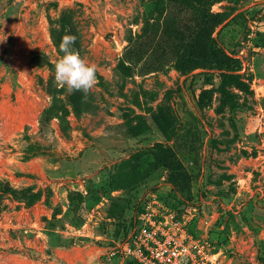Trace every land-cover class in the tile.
<instances>
[{
	"label": "rangeland",
	"instance_id": "rangeland-1",
	"mask_svg": "<svg viewBox=\"0 0 264 264\" xmlns=\"http://www.w3.org/2000/svg\"><path fill=\"white\" fill-rule=\"evenodd\" d=\"M65 34L87 97L55 84ZM154 197L264 264V0H0V264H135Z\"/></svg>",
	"mask_w": 264,
	"mask_h": 264
},
{
	"label": "built area",
	"instance_id": "built-area-1",
	"mask_svg": "<svg viewBox=\"0 0 264 264\" xmlns=\"http://www.w3.org/2000/svg\"><path fill=\"white\" fill-rule=\"evenodd\" d=\"M195 215L192 211L179 214L154 197L138 216L122 254L135 264H219L191 231Z\"/></svg>",
	"mask_w": 264,
	"mask_h": 264
},
{
	"label": "clouds",
	"instance_id": "clouds-1",
	"mask_svg": "<svg viewBox=\"0 0 264 264\" xmlns=\"http://www.w3.org/2000/svg\"><path fill=\"white\" fill-rule=\"evenodd\" d=\"M76 39L77 37L72 34H65L61 38L59 49L63 56L54 65V80L57 86L67 87L69 91L82 92L87 97L97 84L98 69L73 47Z\"/></svg>",
	"mask_w": 264,
	"mask_h": 264
},
{
	"label": "trees",
	"instance_id": "trees-1",
	"mask_svg": "<svg viewBox=\"0 0 264 264\" xmlns=\"http://www.w3.org/2000/svg\"><path fill=\"white\" fill-rule=\"evenodd\" d=\"M224 96L226 97V98H228L229 100L232 98V95L230 94V93H228V92H225L224 93ZM134 263V262H133Z\"/></svg>",
	"mask_w": 264,
	"mask_h": 264
}]
</instances>
